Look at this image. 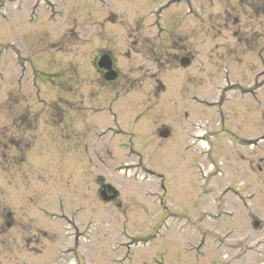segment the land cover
I'll use <instances>...</instances> for the list:
<instances>
[{
    "label": "rangeland",
    "instance_id": "obj_1",
    "mask_svg": "<svg viewBox=\"0 0 264 264\" xmlns=\"http://www.w3.org/2000/svg\"><path fill=\"white\" fill-rule=\"evenodd\" d=\"M188 1L190 12L183 25L196 37L189 48L194 47L195 67L199 72L210 65L217 78L211 83L202 73L198 78L190 75L193 81L187 86L188 78L182 76L185 83L178 90L181 79L176 77L181 74L174 75L163 56L155 62L152 55L142 52H167L168 39L181 22L176 5L170 7L167 18L170 9H160L164 0H0V264H264V178L248 171L264 164V139L257 141L264 137V86L255 97L229 92L221 109L214 104L221 103L217 90L226 83L219 74L232 68L221 65L222 58L217 56L226 43L234 41L232 32L221 28L238 26L240 40L250 34L254 38L255 56L247 48L240 49L230 82L248 88L253 73L261 68L259 60L264 61L262 16L246 11L230 17L224 11L244 9L241 1L254 9L263 6L264 0L261 4L257 0H198L194 5ZM215 27L221 29V40L202 43L216 38L208 35ZM199 29H204L202 35ZM158 39L160 43L166 39L167 48L158 47ZM130 42L134 51L126 57ZM218 42L222 50L215 46ZM98 46L116 52L126 78L141 80L147 87L159 79L170 94H177L165 92L162 106L150 105L145 115L132 106L109 111L107 97L100 92L89 100L93 107L67 109L62 104L67 92L90 95L91 79L97 85L88 61ZM139 63L146 70L141 72L148 68L145 76L136 69ZM183 92L193 96L200 92L209 105L193 109L188 98L181 96ZM69 98L73 103V96ZM27 116V122L49 128L27 152V162L19 165L21 153L3 144L15 139L20 146L16 149L28 148L25 137L33 139L36 129L28 134L22 122L20 127L11 126L12 118ZM136 117L140 121L135 122ZM194 120L203 126V121L209 122L210 130L198 132L190 127ZM157 122L173 128L171 139L161 145L153 132ZM121 125L130 131L128 136L98 138L106 127ZM184 130L192 143L184 142ZM200 137L205 138L207 151L200 147ZM131 149L139 157L132 156V151L125 157ZM104 150L114 158H105L110 155ZM95 151L104 155L98 157ZM104 158L108 171L99 164ZM132 160H136L134 165L122 166ZM143 162L158 181L150 180ZM201 168L206 175L204 180L199 175L197 181ZM211 171L214 176L207 177ZM249 181L257 184L252 193L245 192ZM156 182L159 198L152 206ZM103 184L117 191L113 204L100 201L97 189ZM223 189L237 191L243 198L225 199ZM209 192L218 198L212 201ZM6 213H11V219ZM97 221L106 226L100 236L103 228ZM77 227L89 233L86 253L70 248V242L77 248ZM192 229L202 233L193 235L190 242L200 235L206 237L205 254L199 258L182 248L181 242ZM115 230L116 237L112 236Z\"/></svg>",
    "mask_w": 264,
    "mask_h": 264
},
{
    "label": "flooded vegetation",
    "instance_id": "obj_2",
    "mask_svg": "<svg viewBox=\"0 0 264 264\" xmlns=\"http://www.w3.org/2000/svg\"><path fill=\"white\" fill-rule=\"evenodd\" d=\"M257 1L260 4L262 0H257ZM243 8L244 9H241L239 12L244 14L246 11H248L249 14H251V13L252 14H260L263 18V21H264V5L262 7L256 6L253 9L251 4H247V5L244 4ZM260 9H262V10H260ZM237 28H238V26H235V27L234 26H225V27L221 28L223 30L226 29L228 31H231L232 32L231 33L232 39L234 41L232 43H226L227 46L224 50H222L220 48L219 42L216 43V45H215L219 49L222 50V52H219L217 55V56L222 58L221 65H223V64L228 65V66H230V64L232 65V68H230V67L228 68L227 75H224V74L220 75L223 79H228L229 76L232 77L231 73L233 71H235L234 73H236V69H234V68L237 67V65H235L234 63H237V61H239V59H240L239 53H240V49L242 50V47L247 48V51L252 56L254 55L253 53L255 52V46H254L255 44H253L254 38H251L250 37L251 34H250V35H246V37H242V40H240L239 36L236 34ZM214 29L215 30H210L209 31L210 33L208 35H211V36L215 35L216 38H214V39L208 38L202 43L205 44L206 42H209V44H211L213 41L221 40V38H222L221 31H220L221 29L219 27H215ZM262 30L264 31V26H263ZM203 32H204V29H200L199 35H202ZM214 33H216V34H214ZM194 38H196L195 35L191 34L188 30H185V31L177 30V33L175 35H172L169 37V45H168L169 59H168V63L170 64L171 68H175L176 70L186 72V73H183V76L188 78L187 82H186L187 86L191 85L192 81H193V79H191L190 75L194 77V75H198L199 73H202V75L206 76V78L209 80V82L215 81L217 78V76L214 75L215 72H213L215 70L211 71V69L209 68L210 65L207 66L206 68L200 66L201 70L199 72H198V68L195 67V64L192 65V62L194 60H196L195 56L192 54L194 45L192 46L193 48L191 50H189V48H191V45H192L191 40ZM263 43H264V41H262L261 44H263ZM261 46H263V49H264V44ZM263 51L261 53H263ZM147 52H148V50H147ZM181 52L183 53V55L180 54ZM261 53H259V54L261 55ZM151 55L153 58L156 57V55L153 52ZM209 55H212V54H209ZM261 57H262V55H261ZM196 62L197 61H194V63H196ZM186 65H187V68H183ZM97 72L100 73L101 78L105 74V72L100 71V70H97ZM118 76H119V72H118ZM100 77H99V79L102 80ZM240 79H242V78H240ZM122 81L127 83V80H125L124 78L122 79ZM108 83H106V84H108ZM251 84L254 85V82H252ZM125 85H127V84H125ZM238 91L243 92V89L238 88ZM189 97H191L192 100H196V98L193 95H189ZM257 169L259 171H261L260 168L257 167Z\"/></svg>",
    "mask_w": 264,
    "mask_h": 264
}]
</instances>
